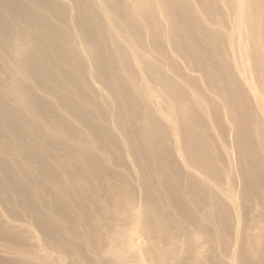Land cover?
Returning <instances> with one entry per match:
<instances>
[{
  "label": "bare ground",
  "instance_id": "6f19581e",
  "mask_svg": "<svg viewBox=\"0 0 264 264\" xmlns=\"http://www.w3.org/2000/svg\"><path fill=\"white\" fill-rule=\"evenodd\" d=\"M122 223L264 264V0H0V264H130Z\"/></svg>",
  "mask_w": 264,
  "mask_h": 264
},
{
  "label": "rangeland",
  "instance_id": "374dc122",
  "mask_svg": "<svg viewBox=\"0 0 264 264\" xmlns=\"http://www.w3.org/2000/svg\"><path fill=\"white\" fill-rule=\"evenodd\" d=\"M229 145H230V148L232 147V144H230L229 143ZM230 151H231V153H232V151H233V149L231 148L230 149ZM233 156V157H232ZM230 161L232 162V164H233V172H234V178H235V180H236V184H238V180H239V178H238V175L236 174V171H235V167H236V157H235V155H234V152L232 153V155H231V159H230ZM122 216H125V215H122ZM125 225H127L126 223H124V225H123V223L121 224V226H120V230H121V233H122V238H123V240H124V243L125 242H127L128 240H130V239H133L134 237H135V234L133 233V229L131 228L130 229V226H126V227H129V228H126V227H124ZM109 227V226H108ZM107 230H109V228L107 229ZM126 240V241H125ZM131 241V240H130ZM130 241L128 242V243H125V245L127 246L128 244V246L130 247L131 245H130ZM132 243V242H131ZM124 244H123V247H121L122 248V251H123V253L125 252V254H126V256H128V254H130L131 253V250H129V249H131V248H129L128 249V246L126 247ZM124 247H126V249L124 248ZM31 248V247H30ZM127 252H126V251ZM122 253V252H121ZM122 253V254H123ZM130 256H132V258H130ZM129 260L130 259H132L131 261H130V264L132 263V264H140V262L141 261H139V260H141L139 257H135V255L133 256L132 254H130L129 256ZM138 258H139V260H138ZM134 259V260H133ZM135 259H137V261H139V262H137ZM132 261H135V262H132ZM61 264H68V261L67 260H65V262H62Z\"/></svg>",
  "mask_w": 264,
  "mask_h": 264
}]
</instances>
